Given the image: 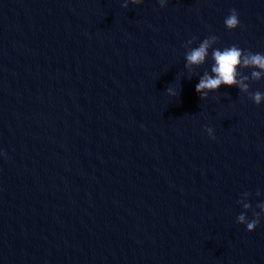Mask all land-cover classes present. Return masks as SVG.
<instances>
[{"label":"water","instance_id":"1","mask_svg":"<svg viewBox=\"0 0 264 264\" xmlns=\"http://www.w3.org/2000/svg\"><path fill=\"white\" fill-rule=\"evenodd\" d=\"M0 149V264H264L124 0H0Z\"/></svg>","mask_w":264,"mask_h":264},{"label":"clouds","instance_id":"2","mask_svg":"<svg viewBox=\"0 0 264 264\" xmlns=\"http://www.w3.org/2000/svg\"><path fill=\"white\" fill-rule=\"evenodd\" d=\"M135 3H140L141 0H133ZM161 7L167 5V0H159ZM126 6V5H125ZM224 25L229 30H234L240 26L239 13L235 8L231 9L229 14L224 18ZM217 37L211 36L205 38L199 46L192 48L186 53V67L198 66L206 61L208 49ZM245 50L238 47L236 44L225 46L223 48H213L211 51V58L213 63L211 65V74L205 72L204 75L195 84V91L200 94L202 98L207 97L208 91H217L221 85H237L242 91H247L248 85L243 82V79H237L238 65H255L264 70V53L251 52L244 54ZM262 73L260 71H253L252 76L260 78ZM246 79V78H244ZM169 94L175 95L172 88H168ZM250 99L256 104L264 103V92L255 91L250 93ZM205 131L211 139H215V133L212 127H205ZM7 153L0 149V156H6ZM247 208L248 205H245ZM264 208V205H261ZM238 222L243 223L247 231H254L260 224L259 214H255L254 218L248 219L244 214L237 217Z\"/></svg>","mask_w":264,"mask_h":264}]
</instances>
